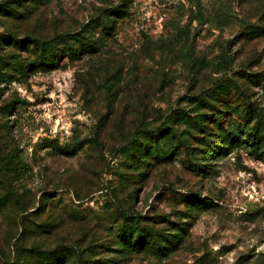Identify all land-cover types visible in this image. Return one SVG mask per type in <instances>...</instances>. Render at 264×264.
Listing matches in <instances>:
<instances>
[{
	"label": "rangeland",
	"instance_id": "obj_1",
	"mask_svg": "<svg viewBox=\"0 0 264 264\" xmlns=\"http://www.w3.org/2000/svg\"><path fill=\"white\" fill-rule=\"evenodd\" d=\"M0 264H264V0H0Z\"/></svg>",
	"mask_w": 264,
	"mask_h": 264
},
{
	"label": "trees",
	"instance_id": "obj_2",
	"mask_svg": "<svg viewBox=\"0 0 264 264\" xmlns=\"http://www.w3.org/2000/svg\"><path fill=\"white\" fill-rule=\"evenodd\" d=\"M116 14V16H115V14ZM113 14H110V17L108 18V25H109V27H108V32H109V30H112L113 29V27H114V24H115V20L118 18V17H121V12H114ZM112 15H114V16H112ZM107 32V33H108ZM258 144H259V139H257V138H253L252 139V141H251V147H253L254 149H257V150H259V147H258ZM144 240H140V241H138L137 242V245L138 246H141V245H144V244H146L147 243V241H144ZM152 243V245H154V243L153 242H151ZM152 247V246H151Z\"/></svg>",
	"mask_w": 264,
	"mask_h": 264
}]
</instances>
